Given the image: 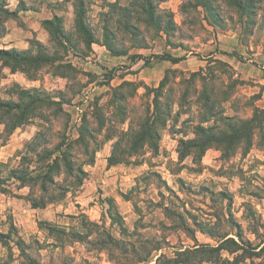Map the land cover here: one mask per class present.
<instances>
[{"label": "clouds", "instance_id": "9594fccd", "mask_svg": "<svg viewBox=\"0 0 264 264\" xmlns=\"http://www.w3.org/2000/svg\"><path fill=\"white\" fill-rule=\"evenodd\" d=\"M257 94L264 0H0V264H264Z\"/></svg>", "mask_w": 264, "mask_h": 264}, {"label": "rangeland", "instance_id": "374dc122", "mask_svg": "<svg viewBox=\"0 0 264 264\" xmlns=\"http://www.w3.org/2000/svg\"><path fill=\"white\" fill-rule=\"evenodd\" d=\"M21 7H24L23 5H21ZM40 28L43 29L45 32H48L49 29L55 31V27L52 26V25H49L47 23H44V22H41L40 23ZM161 31H163L165 33V35L167 34V29H161ZM58 34V33H57ZM87 39L90 41V43L93 45V46H99V47H107V40H105V43L104 44H97V42L95 40H93L92 36L90 33L88 34H85ZM180 50L181 51H186L187 49L184 47V46H181L180 47ZM146 51L145 48L141 47L138 52L136 53L137 56H142L144 54V52ZM179 62H176L174 64H178ZM14 74V72H13ZM177 80H179V77H177ZM254 99L257 100V102H259L261 99H264V97H261L259 94H257ZM205 156H206V159L208 161V165L211 166L212 163L215 162V157L211 154V152H207L205 153ZM4 195V193H0V197H2ZM76 207H79V204L76 205ZM92 209H90L91 211Z\"/></svg>", "mask_w": 264, "mask_h": 264}, {"label": "trees", "instance_id": "16d2710c", "mask_svg": "<svg viewBox=\"0 0 264 264\" xmlns=\"http://www.w3.org/2000/svg\"><path fill=\"white\" fill-rule=\"evenodd\" d=\"M82 31H85V34H88V32H87L86 30H83V29H82ZM168 59H171L173 63L179 62V60L174 59V58H172V57H168ZM13 72H14V70H13ZM18 178H19V177H18ZM0 193H2V192H0Z\"/></svg>", "mask_w": 264, "mask_h": 264}]
</instances>
